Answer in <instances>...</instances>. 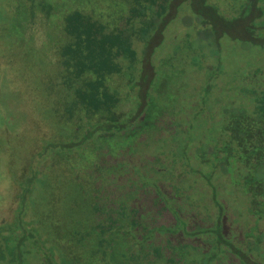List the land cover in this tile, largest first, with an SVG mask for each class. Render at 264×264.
Listing matches in <instances>:
<instances>
[{"label":"trees","instance_id":"trees-1","mask_svg":"<svg viewBox=\"0 0 264 264\" xmlns=\"http://www.w3.org/2000/svg\"><path fill=\"white\" fill-rule=\"evenodd\" d=\"M30 1L28 23L42 19L34 175L46 227L0 224V264H264V88L248 84L258 76L245 77L244 105L223 106L218 126L180 133L159 120L169 79L154 58L181 0ZM247 1L215 33L264 39L245 32L263 16L261 0ZM39 241L44 259L32 251Z\"/></svg>","mask_w":264,"mask_h":264},{"label":"rangeland","instance_id":"rangeland-1","mask_svg":"<svg viewBox=\"0 0 264 264\" xmlns=\"http://www.w3.org/2000/svg\"><path fill=\"white\" fill-rule=\"evenodd\" d=\"M245 2L206 0V6L205 0H181L154 58L160 80L169 79L167 95L156 98L162 109L169 110L158 114L161 123L174 125L180 133L193 124L200 134L199 124L203 129L209 121L218 126L223 106L231 101L236 107L244 105L239 99H243L245 77L257 75L248 84L252 83V89L264 88V39L258 38L264 34V0L261 20L245 31L260 41L230 34L231 29L219 34L214 29L219 18L225 20L220 21V27H230L244 8L246 15L250 6ZM31 5L30 0H0V224L10 228L21 225L39 235L46 227L42 223V171L34 175L42 157V19L28 23L34 9ZM211 8L219 12L213 14L211 23L204 22ZM210 106L218 107V117V111L211 114L213 110L205 109ZM240 198L236 205H240ZM183 207L188 209L189 204ZM31 219L37 233L28 223ZM6 234L13 244L17 232L7 230ZM31 245L44 259L40 241Z\"/></svg>","mask_w":264,"mask_h":264},{"label":"flooded vegetation","instance_id":"flooded-vegetation-1","mask_svg":"<svg viewBox=\"0 0 264 264\" xmlns=\"http://www.w3.org/2000/svg\"><path fill=\"white\" fill-rule=\"evenodd\" d=\"M261 225H264V218H263V222H262V224ZM264 227V226H263ZM250 230V229H249ZM261 230V229H260ZM263 230V229H262ZM248 239L249 240H258L259 241V239H260V236H257V238H253L251 235H249V237H248ZM253 242H255V241H253ZM262 243L264 244V238L262 239ZM264 249V248H263ZM263 258H264V252H263V256H262ZM263 262H264V259H263Z\"/></svg>","mask_w":264,"mask_h":264}]
</instances>
